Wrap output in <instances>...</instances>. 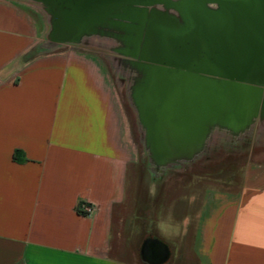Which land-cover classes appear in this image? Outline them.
Wrapping results in <instances>:
<instances>
[{
	"label": "crops",
	"instance_id": "0c3cea01",
	"mask_svg": "<svg viewBox=\"0 0 264 264\" xmlns=\"http://www.w3.org/2000/svg\"><path fill=\"white\" fill-rule=\"evenodd\" d=\"M30 1L0 0V264H264L263 162L206 189L184 237L153 234L108 73L78 48L39 51ZM155 243L165 258L146 253Z\"/></svg>",
	"mask_w": 264,
	"mask_h": 264
},
{
	"label": "water",
	"instance_id": "95a60500",
	"mask_svg": "<svg viewBox=\"0 0 264 264\" xmlns=\"http://www.w3.org/2000/svg\"><path fill=\"white\" fill-rule=\"evenodd\" d=\"M34 1L52 16V42L129 34L116 51L137 73L132 101L158 166L193 156L224 113L245 131L264 112V0ZM146 253L166 255L158 243Z\"/></svg>",
	"mask_w": 264,
	"mask_h": 264
},
{
	"label": "rangeland",
	"instance_id": "374dc122",
	"mask_svg": "<svg viewBox=\"0 0 264 264\" xmlns=\"http://www.w3.org/2000/svg\"><path fill=\"white\" fill-rule=\"evenodd\" d=\"M30 2L34 3L46 17L47 33L38 48L39 51L53 52L78 48L80 51L95 55L103 65L104 72L108 73L109 85L115 90L125 117L130 143L128 145L134 151V165L140 169L144 168V174L136 176L139 177L137 181L143 182V185L139 186L137 198L140 200L142 198L140 193H143L144 200L149 199L151 218L155 220L160 218L162 221L160 224L154 222L151 225L153 234L160 235L162 239L172 244L173 236L179 231L177 230L179 227L184 237L190 230L189 226L193 228L206 189L237 186L243 182L247 167L260 165L261 162L264 164V129L261 125L264 124L263 112L253 120L250 133L247 135L243 133V130L236 132L222 126V129L231 132L233 136L230 134V138L223 137L210 144L209 133L205 143L195 151L193 156L181 157L175 162L167 163L164 167L158 166L150 157L146 133L145 139L142 134V130L145 129L139 121L138 111L133 106L129 79L130 72L135 73V77L137 73L131 69L129 63L123 62V60L129 61V58L119 54L115 46L109 45L110 40L104 35L91 34L86 36L80 44L52 42L50 14L44 10L41 2L34 0ZM103 30L107 33L109 29ZM115 44L119 45L118 42ZM121 47L123 48L122 44L117 49ZM257 121L261 122L255 126L254 123ZM260 128L263 129L262 132ZM147 169L149 173L146 172ZM179 215L182 220L180 225L178 224ZM185 219L192 220L187 227L184 224ZM171 246L173 249L174 246ZM181 246L185 248L184 242Z\"/></svg>",
	"mask_w": 264,
	"mask_h": 264
},
{
	"label": "bare ground",
	"instance_id": "6f19581e",
	"mask_svg": "<svg viewBox=\"0 0 264 264\" xmlns=\"http://www.w3.org/2000/svg\"><path fill=\"white\" fill-rule=\"evenodd\" d=\"M44 10L46 11V7L44 6ZM51 19H52V16L50 15V23H51ZM105 28V27H104ZM99 29V30H98ZM107 29V27L105 28ZM108 32L105 33V30H100V28H97L96 29V32L95 34L97 35H104V36H107L110 40V43H108L109 45H112V46H115L116 47V50H117V47H119V45L122 44V46L124 47L125 43V38L127 39V36L129 35L128 33H123L119 30L118 27H114V28H111L109 27L108 28ZM105 33V34H104ZM123 39V41H122ZM86 40V39H85ZM84 40V42H85ZM119 43V45L117 46L115 43ZM86 44V43H85ZM115 44V45H114ZM131 73V78L129 79L130 82V86L133 85L134 83V80L132 79V77H134V74L135 73ZM264 89V88H263ZM133 106H135V104L133 103ZM136 110H137V107L135 106ZM234 110V109H233ZM224 115V119L221 120L220 123H217L215 126H212L211 127V131H210V144L212 143H215V141H218L220 138H223V137H226V138H230L229 136H233V134L225 129H222L221 127L222 126H225L227 128H230L232 130H236L237 131H240L242 129V125L241 123L238 121L240 120L239 118H241V114L237 113L236 111H230V112H226L223 114ZM253 123V122H252ZM252 123L246 128L245 131H243V133L245 132V135H247L248 133H250V130H251V126H252ZM262 125V128L264 129V124H261ZM260 128V132L263 131V129ZM145 131V130H144ZM142 130V134H143V138L145 139V132ZM231 134V135H230ZM184 151V153H189L190 151V147H185L182 149Z\"/></svg>",
	"mask_w": 264,
	"mask_h": 264
},
{
	"label": "built area",
	"instance_id": "2783aa9c",
	"mask_svg": "<svg viewBox=\"0 0 264 264\" xmlns=\"http://www.w3.org/2000/svg\"><path fill=\"white\" fill-rule=\"evenodd\" d=\"M80 211L82 212L83 215H90L93 211L92 207L88 205H81L80 206Z\"/></svg>",
	"mask_w": 264,
	"mask_h": 264
},
{
	"label": "flooded vegetation",
	"instance_id": "af4514ba",
	"mask_svg": "<svg viewBox=\"0 0 264 264\" xmlns=\"http://www.w3.org/2000/svg\"><path fill=\"white\" fill-rule=\"evenodd\" d=\"M157 9L161 10L160 8H157ZM161 11H163V10H161Z\"/></svg>",
	"mask_w": 264,
	"mask_h": 264
},
{
	"label": "trees",
	"instance_id": "16d2710c",
	"mask_svg": "<svg viewBox=\"0 0 264 264\" xmlns=\"http://www.w3.org/2000/svg\"><path fill=\"white\" fill-rule=\"evenodd\" d=\"M79 213H81V214H82V212H81V211H79Z\"/></svg>",
	"mask_w": 264,
	"mask_h": 264
},
{
	"label": "clouds",
	"instance_id": "9594fccd",
	"mask_svg": "<svg viewBox=\"0 0 264 264\" xmlns=\"http://www.w3.org/2000/svg\"><path fill=\"white\" fill-rule=\"evenodd\" d=\"M186 222V221H185Z\"/></svg>",
	"mask_w": 264,
	"mask_h": 264
}]
</instances>
